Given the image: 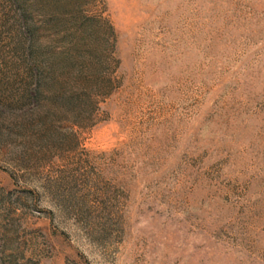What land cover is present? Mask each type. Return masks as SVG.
<instances>
[{"label": "rangeland", "instance_id": "rangeland-1", "mask_svg": "<svg viewBox=\"0 0 264 264\" xmlns=\"http://www.w3.org/2000/svg\"><path fill=\"white\" fill-rule=\"evenodd\" d=\"M0 264H264V0H0Z\"/></svg>", "mask_w": 264, "mask_h": 264}]
</instances>
